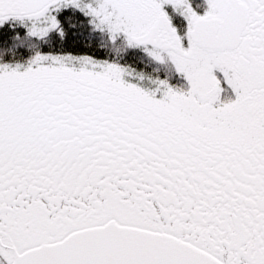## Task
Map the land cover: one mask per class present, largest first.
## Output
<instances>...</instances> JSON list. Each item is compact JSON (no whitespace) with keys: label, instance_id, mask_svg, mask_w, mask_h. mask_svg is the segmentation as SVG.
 I'll use <instances>...</instances> for the list:
<instances>
[{"label":"snow or ice","instance_id":"1","mask_svg":"<svg viewBox=\"0 0 264 264\" xmlns=\"http://www.w3.org/2000/svg\"><path fill=\"white\" fill-rule=\"evenodd\" d=\"M0 264H264V0H0Z\"/></svg>","mask_w":264,"mask_h":264},{"label":"flooded vegetation","instance_id":"2","mask_svg":"<svg viewBox=\"0 0 264 264\" xmlns=\"http://www.w3.org/2000/svg\"><path fill=\"white\" fill-rule=\"evenodd\" d=\"M201 3L203 4V0H201ZM206 6V5H205ZM199 11H201V12H203V10H204V7H201L200 9H198ZM229 94H231L230 93V90H229V92H228Z\"/></svg>","mask_w":264,"mask_h":264},{"label":"trees","instance_id":"3","mask_svg":"<svg viewBox=\"0 0 264 264\" xmlns=\"http://www.w3.org/2000/svg\"><path fill=\"white\" fill-rule=\"evenodd\" d=\"M173 83H182V81H180V80L174 78V79H173Z\"/></svg>","mask_w":264,"mask_h":264}]
</instances>
